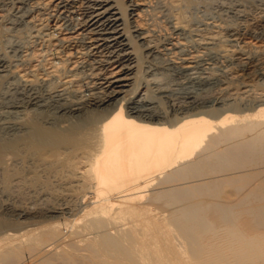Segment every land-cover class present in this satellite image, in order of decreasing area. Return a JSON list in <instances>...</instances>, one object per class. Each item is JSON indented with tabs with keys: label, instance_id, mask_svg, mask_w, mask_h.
<instances>
[{
	"label": "bare ground",
	"instance_id": "1",
	"mask_svg": "<svg viewBox=\"0 0 264 264\" xmlns=\"http://www.w3.org/2000/svg\"><path fill=\"white\" fill-rule=\"evenodd\" d=\"M245 160L264 0H0V264H264V181L214 197Z\"/></svg>",
	"mask_w": 264,
	"mask_h": 264
},
{
	"label": "rangeland",
	"instance_id": "2",
	"mask_svg": "<svg viewBox=\"0 0 264 264\" xmlns=\"http://www.w3.org/2000/svg\"><path fill=\"white\" fill-rule=\"evenodd\" d=\"M237 68V70H238V73L240 74V80H239V83L241 82V83H243V82H250V83H253V84H255V82L257 83V81L255 80L256 79V76H255V74H253L254 73V71H253V69L252 68H249L248 66H244V65H237V67L235 66V69ZM245 79V80H244ZM218 82H216V84H217ZM256 85V84H255ZM211 86H213V88H214V84H212ZM210 86V88H212ZM212 88V89H213ZM244 164H246V166H243V167H241V168H239L238 167V164H233V166L234 167H236V168H234L233 170H229L230 172L231 171H237L238 173H240V170H245V171H251V170H255V171H257L254 175H253V177H251L250 179H247V180H239L238 181V184H239V186H241L242 187V189H240V190H236L233 186H230V185H227L226 183H223L222 185H221V188H219V190H218V195H216V196H214L215 197V199L216 200H220V201H225V202H227L228 204H231L232 202H236V201H238L239 200V198H240V194H242V193H244L250 186H252L253 184H257V183H260V181H264V172L262 171V168H264V160H259V161H256V163L254 164L253 162H248L247 160H245L244 161ZM244 170H243V172H244ZM228 172V171H227ZM237 172H235V173H232V175L233 176H236L235 174L237 173ZM148 197H149V195L147 194V196L145 197V199L144 198H142V199H144V200H148ZM151 204H150V206H151V208H153V211H157V212H161V213H164L165 215H167L168 214V212L166 211V208L167 207H164V206H162L159 202H157V201H152V202H150ZM154 206V207H153ZM156 206H158V207H156ZM164 207V208H163ZM243 206H235L234 207V210L235 211H237V210H240L241 208H242ZM167 212V213H166ZM241 212H239L238 214H240ZM74 215H76V216H74ZM74 215H71V216H66V219H68V220H70V219H73V218H76V219H78V220H76V222L77 221H79V220H81V216L79 215V213H77V214H74ZM17 215H13V216H11V215H9V214H4L3 215V219H4V222H7V221H9L11 218H14V217H16ZM68 217V218H67ZM246 218V219H245ZM249 217H247V216H245V215H243V216H240V218H239V223H243V224H247V225H249V224H251V220H250V218L248 219ZM248 220H249V222H248ZM18 221H20V222H25V221H27L26 220V218L24 217V216H19L18 217ZM262 230V231H261ZM261 231V232H263L264 231V229H257V230H255V229H252V230H246V232L248 233H250V234H256V233H259V232ZM260 232V233H261ZM179 237H181V238H179ZM78 239L76 238V242L79 244H81V246L82 245H84L83 243L85 242H82V241H77ZM180 240V242H182V244L185 246L186 245V239H184L182 236H178L177 237V240L176 241H179ZM76 243V244H77ZM79 244V245H80ZM187 259V262L188 263H191V264H196V262H195V260L193 259V258H186ZM22 264V263H24V264H31L32 263V260H30V259H28L27 257H24V258H21L20 260H18V261H16V262H14V263H12V264Z\"/></svg>",
	"mask_w": 264,
	"mask_h": 264
}]
</instances>
